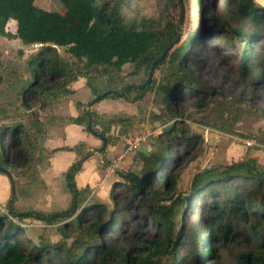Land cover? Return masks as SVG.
I'll return each instance as SVG.
<instances>
[{
	"label": "rangeland",
	"instance_id": "obj_1",
	"mask_svg": "<svg viewBox=\"0 0 264 264\" xmlns=\"http://www.w3.org/2000/svg\"><path fill=\"white\" fill-rule=\"evenodd\" d=\"M106 1L110 6L117 7L125 23L132 27H141L145 20L158 30L168 21L178 25L180 42L171 53L186 50L179 66L193 76L195 85L192 88L184 82L179 83L171 105V109L180 114V118L175 120L161 103L155 102L159 87L168 84L170 70L167 63L156 67L150 85L144 88L143 98L136 102L132 100L138 88L149 79L150 66L137 68L134 64H126L120 71L108 70L106 73L101 67L90 70V80L99 93L109 89L123 90L131 85L134 87L132 93L127 94L129 101L105 99L97 102L114 110L125 102L129 112L136 113L125 129L130 136L123 141L129 142L124 150L136 139L141 140L143 147H152L150 153L166 147L168 158H165L161 171L178 177L173 191L176 195L187 194L194 175L205 169L248 158L255 159L264 167V25L255 27L245 22L237 11V0H202L201 5L197 0H178V7L169 11L165 10L164 0ZM255 3L264 8V0H255ZM35 4L61 15L67 11L60 0H36ZM181 14L182 21L179 22ZM16 28L14 20L6 26L11 34L16 33ZM241 30L253 35L251 45L255 50L246 72H242L240 67L245 44ZM56 49L63 63L68 66L74 64V68L82 66L71 57L67 48ZM41 50V45L24 44L19 39L0 36V129L21 124L27 132L24 138L17 132L14 140L21 141L19 146L11 144L12 139L7 133L2 138L4 151L12 155L17 152L20 159L27 161L21 167L14 164L8 169L15 183V207L21 212L49 214L66 210L71 202L64 181L68 163L61 160L60 164H55L57 161L53 160L60 145L57 136L59 139L65 138V133L59 130L62 124L56 121L55 114L60 106L68 113L69 103L78 100L68 102L63 98L59 101L60 97H55L53 93H45L42 98L31 93L24 94V89L33 79L34 66L30 61ZM78 95L86 100L87 92L79 89ZM89 110L92 111L91 108ZM157 116L160 117L159 121ZM178 120L188 129L190 140L185 144L168 142L163 138V132ZM108 135L121 141L120 132ZM158 138H161L162 144L157 141ZM75 157V160L79 158ZM130 157L131 153L121 162L114 163L112 160L109 164L103 157L104 166L93 158L87 160L86 165L92 167L96 177L93 182L90 181V189L85 197L91 205L112 207L111 193L114 191L117 193V203H131L133 210H125L122 220L107 240L113 245L151 246L152 242L164 240L161 226L153 224L148 216L156 205V199L151 194L134 199L133 194L124 189L123 184H127V181L123 174L130 171ZM124 160H127L126 164ZM113 163L115 166H110ZM157 179L160 181V178ZM82 180H79L80 184L87 183ZM153 186L160 193L166 191L158 182L151 184ZM10 198L8 176L0 172V211L5 212ZM207 203L206 199L195 201L192 212L185 213L182 220L177 221L176 233L183 229L182 233L188 239L185 248L179 252L181 261L183 264H244L238 260L239 254L255 251L259 242L240 223L232 224L231 241L219 240L214 245L218 258H202V242L206 239V227L210 223ZM70 220L72 218L66 222L48 224L27 219L22 227L23 235L36 246L55 245L64 241L60 227ZM72 241L66 240L69 246ZM35 264L64 263L57 260L38 262L35 259Z\"/></svg>",
	"mask_w": 264,
	"mask_h": 264
},
{
	"label": "trees",
	"instance_id": "obj_2",
	"mask_svg": "<svg viewBox=\"0 0 264 264\" xmlns=\"http://www.w3.org/2000/svg\"><path fill=\"white\" fill-rule=\"evenodd\" d=\"M35 1L0 0V36L13 37L24 44L42 46L38 56L30 61L34 66L33 79L24 89V94L31 93L37 98H42L45 93H53L55 97H60L59 101L72 97L74 92L69 86L79 78H84L94 97L107 93L101 100L129 101L127 94L132 93V85L123 90L109 89L99 93L93 87L89 71L98 67L104 73L108 70L120 71L126 64H134L137 68L143 65L151 67L178 35L176 25L170 21L161 30L146 20L141 27H132L125 23L117 7L110 6L106 0H60L66 7L65 15L46 11L38 7ZM164 2L166 11L177 8L179 4L178 0ZM197 3L201 5L202 0H197ZM236 8L241 18L251 26L264 25V8L259 7L255 0H237ZM11 20L16 21L15 34L6 30ZM240 33L245 39L240 67L242 72H246L255 54L251 45L253 35L244 30ZM57 47L67 48L71 57L82 66L74 68V64L68 66L63 63ZM185 54L186 50L170 52L157 65L159 67L167 63L170 77L168 84L159 87L155 102L161 103L175 120L180 118V114L173 111L171 105L179 83L184 82L187 86L195 87L193 76L179 66ZM143 96L142 85L132 102L141 100ZM92 101L87 104L77 101L76 107L83 109L81 115L61 121L82 126L87 133L98 139L100 135L106 136L107 146L115 144L118 139L107 134L111 133L113 127H121L120 134H124L127 125L132 123L135 116H100L89 110ZM262 114L264 117V111ZM159 118L156 117L158 121ZM17 132L23 138L27 135L21 124L0 129V172L8 176L11 187V198L5 212L0 211V264H35V259L38 262L57 260L64 264H183L179 252L185 248L188 239L182 233L183 229L176 233L177 221L180 218L182 220L185 213L192 212L195 201L203 199L208 201L206 207L210 213V223L206 227V239L202 242V258H218L214 245L219 240L231 241L232 224L240 223L259 244L255 251L241 252L238 260L244 264H264V167L255 159L248 158L196 173L187 194L176 195L173 191L178 177L161 171L165 158H168L167 148L149 152V155L142 154L139 157L142 161L141 174L136 175L132 171L124 173L127 184H123V187L133 194L134 199L147 194L156 199V205L151 208L148 216L153 224L161 226L164 240L152 242L151 246L141 244L129 247L113 245L107 238L122 220L125 210H133L132 204L117 203V193L113 191L112 207L91 205L85 197L90 188L87 186L79 189L76 184V177L82 171L84 163L93 156V151L84 142L72 148L57 150H66L79 157L64 175L65 187L71 195L69 207L49 214L17 210L15 183L8 169L14 164L21 167L27 161L20 159L17 152L12 155L7 150L4 151L2 145V138L6 133L10 135L12 145H21L19 139L14 140ZM163 138L178 144H185L190 140L187 127L179 120L163 132ZM157 141L162 144L161 138ZM104 153L105 151L101 153L103 157ZM105 162L110 163L107 160ZM156 182L166 188L164 193H160L154 186L151 187ZM90 216L92 217L88 219ZM71 218L69 223L60 227L64 241L55 245L36 246L23 235L22 227L27 219L54 224ZM68 239L73 240L70 246L66 242Z\"/></svg>",
	"mask_w": 264,
	"mask_h": 264
},
{
	"label": "crops",
	"instance_id": "obj_3",
	"mask_svg": "<svg viewBox=\"0 0 264 264\" xmlns=\"http://www.w3.org/2000/svg\"><path fill=\"white\" fill-rule=\"evenodd\" d=\"M79 86V88H78ZM69 89L74 92V96L72 97H65L64 99L68 100V102L72 101L75 102L76 100L83 102L82 104H87L88 102L92 101L94 96L92 95L91 91L87 88L86 86V80L83 78H79L76 82H73L70 86ZM83 89L85 92H87V97L86 100L80 99L78 95V90ZM118 101V100H117ZM71 102V103H72ZM124 103L122 107L114 110L112 108H108L106 106H101L97 103H95L91 108L92 111L96 112L98 115H122L123 117H131V116H136L135 112H129V109L127 107V103ZM70 108H68V113L64 112V108L60 106L57 110V113L55 114L56 121H60L62 125H60L59 130L63 133H65V138L59 139L60 137L57 136V142L60 143L59 148H72L75 145H77L80 142H84L88 145V147L93 151V156H91L89 159H95L96 163H99L102 166V163L104 162L103 156L96 151L100 149L99 147L102 146V142L100 139L96 138L95 136L87 133L85 129L82 126L74 125V124H67L61 121V119H65L68 117H77L81 115L82 109H79L76 107V103H69ZM54 124V123H53ZM121 130V127H113L111 130V134L115 132L118 134ZM130 136V132H124V134L121 135V141H117L115 144H110L107 146L105 153H104V158H106L107 161L111 162L112 160L115 161H122L124 158H127V156L130 155L131 153V159L133 158V152H127V150H124V146L129 144L123 143V141H127V136ZM128 149V147H127ZM72 152H68L66 150H59L55 154V157H53V160L57 161L55 164H60L61 160L66 161L67 167H69L74 161H75V154ZM57 157H61L63 159H58ZM116 159L114 160V158ZM88 159V160H89ZM114 163L110 166H115ZM124 163H127V160H124ZM87 161L83 165L82 171L77 175L76 177V184L79 189H84L85 187L90 188V181L93 182L96 177V172L92 170V167H89L86 165ZM129 169L133 165V160L128 163ZM66 167V168H67ZM88 168V169H87ZM83 178V180H86L87 183H79V180ZM82 180V181H83Z\"/></svg>",
	"mask_w": 264,
	"mask_h": 264
},
{
	"label": "water",
	"instance_id": "obj_4",
	"mask_svg": "<svg viewBox=\"0 0 264 264\" xmlns=\"http://www.w3.org/2000/svg\"><path fill=\"white\" fill-rule=\"evenodd\" d=\"M182 14H183V11H182ZM182 14H181V17H180V20L179 22L182 21ZM178 25H176V32L178 33L176 39L171 42L165 49L164 51L162 52V54L160 55V57L155 60L152 65H151V69H150V75H149V79L146 81V83L143 85V89L147 86L150 85L151 83V79L154 75V71L157 67L158 64H160L166 57L167 55L173 50L174 46L179 42V39H180V35H179V29H178ZM107 93H103L102 95L98 96V97H95V99H93V101L91 102V104L89 105V108L94 105L95 103L101 101V99H103L105 97ZM99 139L101 140V142H103V146L98 149L96 152L101 154L103 151H105L106 147H107V142H106V136L104 135H100L99 136ZM152 150V147L150 146H147V147H143L142 145H140L134 152H133V165L132 167L130 168V171H132L134 174L136 175H140L141 174V164H142V161L141 159H139V157L142 155V154H145V155H149V151Z\"/></svg>",
	"mask_w": 264,
	"mask_h": 264
},
{
	"label": "built area",
	"instance_id": "obj_5",
	"mask_svg": "<svg viewBox=\"0 0 264 264\" xmlns=\"http://www.w3.org/2000/svg\"><path fill=\"white\" fill-rule=\"evenodd\" d=\"M140 139H136L133 143H131L127 149V152H131L133 150H136L141 144ZM105 162L102 163V166H104Z\"/></svg>",
	"mask_w": 264,
	"mask_h": 264
}]
</instances>
